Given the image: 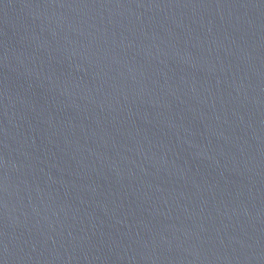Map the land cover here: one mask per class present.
<instances>
[{
    "label": "water",
    "instance_id": "water-1",
    "mask_svg": "<svg viewBox=\"0 0 264 264\" xmlns=\"http://www.w3.org/2000/svg\"><path fill=\"white\" fill-rule=\"evenodd\" d=\"M0 264H264V0H0Z\"/></svg>",
    "mask_w": 264,
    "mask_h": 264
}]
</instances>
